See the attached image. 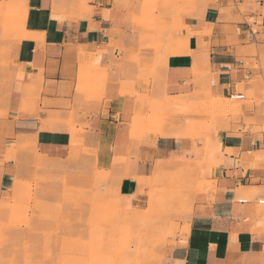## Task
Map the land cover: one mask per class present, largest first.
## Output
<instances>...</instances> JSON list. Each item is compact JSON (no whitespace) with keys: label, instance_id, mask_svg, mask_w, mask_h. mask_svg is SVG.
Returning <instances> with one entry per match:
<instances>
[{"label":"crops","instance_id":"1","mask_svg":"<svg viewBox=\"0 0 264 264\" xmlns=\"http://www.w3.org/2000/svg\"><path fill=\"white\" fill-rule=\"evenodd\" d=\"M16 1L27 11L17 21L14 82L7 115L0 117V195L29 150H16L19 140L27 142L22 149L33 147L58 163L75 159L78 149L96 150L97 163L118 176L120 208L133 218V211L148 209L151 179L177 166L180 174L193 173L195 159L204 161L194 155V136L179 125L167 122L159 134L144 137L140 95L181 100L208 79L224 98L263 89L264 0H157L155 11L149 10L154 0ZM141 20L155 24L139 26ZM170 33L176 37L171 45L165 40ZM158 48L167 56L147 85L137 69L154 66ZM90 65L103 78L91 89L96 97L81 93L80 74ZM242 109L239 122L212 139L208 156L222 155L213 170L196 172L199 191L190 195L174 244L154 264L261 263L264 131L258 129L264 115L257 106Z\"/></svg>","mask_w":264,"mask_h":264},{"label":"rangeland","instance_id":"2","mask_svg":"<svg viewBox=\"0 0 264 264\" xmlns=\"http://www.w3.org/2000/svg\"><path fill=\"white\" fill-rule=\"evenodd\" d=\"M181 1L190 2L174 0ZM149 3L151 11L160 6L157 0ZM26 11L16 0H0V117L7 115L14 82L19 46V33H14L21 27L17 21L24 19ZM154 24L152 20L139 22L143 27ZM176 26H171V32ZM173 33L165 39L169 45L176 39ZM159 41L158 45L163 46L164 39ZM167 52L158 48L155 65L139 67L138 78H145L147 85L149 80L157 79ZM80 75L81 93L96 97L92 90L103 81L102 76L93 65L86 66ZM207 75L200 72L199 77ZM199 86L200 90L181 100L139 96L144 137L159 134L167 122L179 125L187 135L194 136L189 138L195 143L194 155L204 161L195 159L193 173L180 174L177 171L182 166H177L173 173L166 171L158 180L151 179L145 194L148 209L141 214L133 211V218L120 208L115 180L118 176L97 163L96 150L78 149L75 159L71 155L58 163L43 158L33 147H15L29 150L18 160L12 185L0 195V264H154L162 259L163 249L174 244L180 219L187 215L191 193L196 192V172L204 166L213 170L222 155L208 156L212 139L239 122L246 104L257 106L264 115V86L258 91H243L245 100L216 96L211 79ZM246 123L256 124L254 120ZM258 130L264 131V125ZM75 143L82 147L80 136L75 135ZM260 264H264V253Z\"/></svg>","mask_w":264,"mask_h":264},{"label":"built area","instance_id":"3","mask_svg":"<svg viewBox=\"0 0 264 264\" xmlns=\"http://www.w3.org/2000/svg\"><path fill=\"white\" fill-rule=\"evenodd\" d=\"M253 34H254V32H250V41H254V37H253ZM229 97L231 98V99H235V100H244V95L243 94H230L229 95ZM244 203L246 202V201H243ZM259 204L260 205H264V200H262V201H260L259 202Z\"/></svg>","mask_w":264,"mask_h":264},{"label":"bare ground","instance_id":"4","mask_svg":"<svg viewBox=\"0 0 264 264\" xmlns=\"http://www.w3.org/2000/svg\"><path fill=\"white\" fill-rule=\"evenodd\" d=\"M26 144H27L26 140L25 141L24 140L18 141V147H20V148L24 147Z\"/></svg>","mask_w":264,"mask_h":264}]
</instances>
